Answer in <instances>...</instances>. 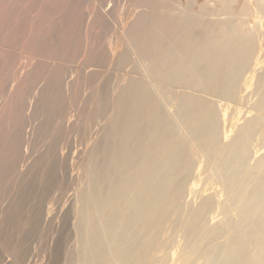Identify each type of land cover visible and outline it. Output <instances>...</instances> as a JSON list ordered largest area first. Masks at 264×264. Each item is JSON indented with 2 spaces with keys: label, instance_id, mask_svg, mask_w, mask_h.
Masks as SVG:
<instances>
[{
  "label": "bare ground",
  "instance_id": "bare-ground-1",
  "mask_svg": "<svg viewBox=\"0 0 264 264\" xmlns=\"http://www.w3.org/2000/svg\"><path fill=\"white\" fill-rule=\"evenodd\" d=\"M234 1L221 0L226 17L212 21L204 18L207 4L192 11L186 0L178 15L169 10L152 18L150 31L133 44L130 72L142 77H125L109 112L99 106L103 142L77 188L69 264H165L151 251L166 248L174 234L183 239L177 264H264V153L254 157L251 150L257 136L264 147V71L229 135L216 106V99L238 97L254 45L257 26L244 23L246 0L237 12ZM254 4L264 15V0ZM192 147L221 201L198 194L192 203L200 190L190 183Z\"/></svg>",
  "mask_w": 264,
  "mask_h": 264
},
{
  "label": "rangeland",
  "instance_id": "rangeland-1",
  "mask_svg": "<svg viewBox=\"0 0 264 264\" xmlns=\"http://www.w3.org/2000/svg\"><path fill=\"white\" fill-rule=\"evenodd\" d=\"M220 1L191 0L192 11L207 4L204 18H224ZM242 1L235 0L231 8L237 12ZM254 1L246 0L243 15L247 26L257 27L238 97L216 99L227 127L224 136L241 123L246 112L242 100L264 71V15ZM184 3L0 0V264H69L73 260L77 188L84 182L91 153L98 152L103 142L105 123L103 116L96 115L99 106L104 103L109 112L125 77H142L138 70L130 72L137 62L133 44L150 31L151 19L169 10L178 15ZM257 137L251 144L254 157L264 153ZM192 150L197 161L190 183H200L192 203L205 195L221 201L217 183L203 179L204 158ZM164 230L165 236L168 226ZM181 243L182 236L174 234L166 248L151 251V258L164 256L165 264H177Z\"/></svg>",
  "mask_w": 264,
  "mask_h": 264
}]
</instances>
